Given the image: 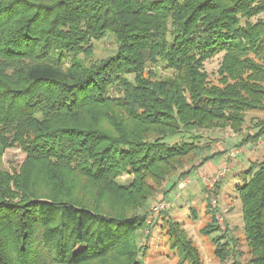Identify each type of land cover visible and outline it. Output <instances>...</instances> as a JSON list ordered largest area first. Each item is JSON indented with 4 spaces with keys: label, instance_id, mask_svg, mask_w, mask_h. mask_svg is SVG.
I'll list each match as a JSON object with an SVG mask.
<instances>
[{
    "label": "trees",
    "instance_id": "1",
    "mask_svg": "<svg viewBox=\"0 0 264 264\" xmlns=\"http://www.w3.org/2000/svg\"><path fill=\"white\" fill-rule=\"evenodd\" d=\"M260 12L264 0H0V163L9 147L25 155L0 166V264H144L148 201L216 154L198 131L239 132L264 109V75L241 55L264 56ZM108 34L113 54L94 59ZM219 52L212 84L202 63ZM158 64L173 75L146 69ZM241 175L243 264H264V160ZM165 235L178 264H203L177 221Z\"/></svg>",
    "mask_w": 264,
    "mask_h": 264
},
{
    "label": "rangeland",
    "instance_id": "2",
    "mask_svg": "<svg viewBox=\"0 0 264 264\" xmlns=\"http://www.w3.org/2000/svg\"><path fill=\"white\" fill-rule=\"evenodd\" d=\"M249 21L264 22V13L253 15ZM115 47L116 42L110 34L102 39L94 40L93 58L101 59L111 55ZM261 52L255 53L249 48L241 55L254 62L255 68H259L258 74L264 75V56ZM223 54L219 52L202 63L201 71L207 75L208 81L212 84H219L221 76L219 67L223 61ZM146 69L156 71V75L161 77L173 75L171 69L161 64L150 65ZM261 83L264 88V78ZM109 95L118 97L121 93L111 88ZM243 116L239 132L232 131L230 127L198 131L202 139L196 142L202 145L207 144L206 151H209L206 155L214 152L216 154L196 170H192L186 178L175 176L164 185L162 184L159 192L148 201L147 218L142 229L144 236H148L147 239L142 240V244H145L144 264H178L175 252L166 242L165 229L168 220L177 221L185 230L187 236L198 248L203 264H232L233 262L243 264L247 261L249 253L244 241L241 202L236 188L245 182L244 175H241L242 171L248 169L252 162L264 160V129L258 137L251 136L258 130V126L264 125V109H248ZM187 140V137L181 138L180 135H175L167 138L166 142L171 145ZM24 156L19 148L9 147L2 155L0 166L8 170L17 169ZM224 166L227 170L219 176ZM188 167L189 164L183 169L186 170ZM209 169L211 171H207ZM132 179L131 174L122 172L116 177V182L126 184ZM173 183L175 186L170 190ZM162 202L165 206L156 209L155 206H160ZM209 226L211 229L208 233L201 231L202 228L206 229ZM214 237H220V243L227 242L228 253L223 261L214 254L212 243Z\"/></svg>",
    "mask_w": 264,
    "mask_h": 264
},
{
    "label": "built area",
    "instance_id": "3",
    "mask_svg": "<svg viewBox=\"0 0 264 264\" xmlns=\"http://www.w3.org/2000/svg\"><path fill=\"white\" fill-rule=\"evenodd\" d=\"M230 156L232 155V154H229ZM226 170H227V167L226 166H224V167H222L221 168V171L219 172V176H222L223 174H224V172H226ZM159 206V205H158ZM158 206H155V208L157 209V208H161V207H164L165 206V203L164 202H162L161 204H160V206L158 207ZM154 208V209H155Z\"/></svg>",
    "mask_w": 264,
    "mask_h": 264
},
{
    "label": "crops",
    "instance_id": "4",
    "mask_svg": "<svg viewBox=\"0 0 264 264\" xmlns=\"http://www.w3.org/2000/svg\"><path fill=\"white\" fill-rule=\"evenodd\" d=\"M207 171H211V170L209 169V170H207Z\"/></svg>",
    "mask_w": 264,
    "mask_h": 264
}]
</instances>
